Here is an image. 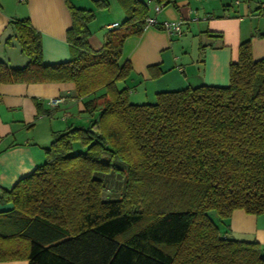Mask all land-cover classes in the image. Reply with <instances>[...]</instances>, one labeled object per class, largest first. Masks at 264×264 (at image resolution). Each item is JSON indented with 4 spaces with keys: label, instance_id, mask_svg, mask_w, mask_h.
<instances>
[{
    "label": "trees",
    "instance_id": "obj_1",
    "mask_svg": "<svg viewBox=\"0 0 264 264\" xmlns=\"http://www.w3.org/2000/svg\"><path fill=\"white\" fill-rule=\"evenodd\" d=\"M64 1L70 58L45 64L40 32L16 19L14 37L28 61L0 60V84L71 82L93 118L53 132L44 162L0 188V202L12 204L0 211V261L264 264L257 241L227 237L211 216L264 213V58H253L251 40L239 44L228 85L158 91L154 102L133 103L117 84L132 72L120 59L125 39L142 34L148 4L116 0L125 18L94 50V11Z\"/></svg>",
    "mask_w": 264,
    "mask_h": 264
},
{
    "label": "crops",
    "instance_id": "obj_2",
    "mask_svg": "<svg viewBox=\"0 0 264 264\" xmlns=\"http://www.w3.org/2000/svg\"><path fill=\"white\" fill-rule=\"evenodd\" d=\"M107 1L113 4L109 7L113 14L105 30L96 32L89 24V44L94 50L101 48L109 26L125 18L116 0ZM71 3L95 12L96 0ZM152 4L149 15L157 24L145 26L139 36L127 37L122 48L120 63L128 60L132 72L118 86L129 89L133 103L154 102L158 91L228 85L229 65L237 60L244 40H251L254 59L264 58V0H173L159 12ZM21 18H28L40 32L45 64L70 58L66 33L72 19L64 0H0V60L12 67L27 63L11 26ZM164 21L180 22L182 32L168 33L160 26ZM150 66H154L151 72ZM53 98L62 101L52 105ZM87 99L75 97L71 82L0 84V188L10 189L44 162L43 149L49 146L53 132L89 123L93 117L84 111ZM37 103L43 113L38 114ZM11 207V203L0 202V211ZM213 220L229 238L257 241L264 254V213L235 209L229 217L215 215ZM0 264L29 263L15 259Z\"/></svg>",
    "mask_w": 264,
    "mask_h": 264
},
{
    "label": "rangeland",
    "instance_id": "obj_3",
    "mask_svg": "<svg viewBox=\"0 0 264 264\" xmlns=\"http://www.w3.org/2000/svg\"><path fill=\"white\" fill-rule=\"evenodd\" d=\"M149 7H152V0H144ZM116 2V1H115ZM115 4V3H114ZM110 8L113 7V4H112V7L109 5ZM108 8H101V7H98L97 4H95V12H94V18L92 20V24L91 26L94 27V31L96 32H101L103 30H105V26L104 24L106 23V21L109 19L108 17H110V14H113V9H109ZM112 10V12L110 11ZM118 84V83H117ZM81 148L79 145H76L75 146V149L74 151H79ZM44 151V149H43ZM115 184L114 186H109V189L106 190V193L105 194H111V197L113 196V194L117 193V178H115ZM215 213L214 212H211V216H215L214 215Z\"/></svg>",
    "mask_w": 264,
    "mask_h": 264
},
{
    "label": "built area",
    "instance_id": "obj_4",
    "mask_svg": "<svg viewBox=\"0 0 264 264\" xmlns=\"http://www.w3.org/2000/svg\"><path fill=\"white\" fill-rule=\"evenodd\" d=\"M162 5L160 4H155L154 6V11L155 12H159L160 9H161ZM152 24H157V21L155 18L151 17L150 15L146 16L145 18V26H149V25H152ZM118 25V23H114L112 24L111 26L109 27H116ZM160 26L165 30L167 31L168 33H175V34H180L182 32V29H181V24L180 22H169V21H164L160 24ZM62 99L61 98H53L51 99L49 102L52 104V105H56L58 104L59 102H61Z\"/></svg>",
    "mask_w": 264,
    "mask_h": 264
}]
</instances>
